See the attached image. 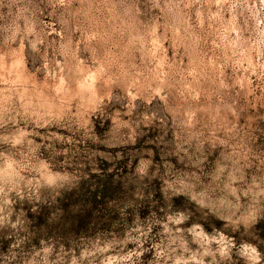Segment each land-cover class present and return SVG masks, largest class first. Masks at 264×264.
Returning a JSON list of instances; mask_svg holds the SVG:
<instances>
[{"label":"clouds","instance_id":"9594fccd","mask_svg":"<svg viewBox=\"0 0 264 264\" xmlns=\"http://www.w3.org/2000/svg\"><path fill=\"white\" fill-rule=\"evenodd\" d=\"M0 264H264V0H0Z\"/></svg>","mask_w":264,"mask_h":264}]
</instances>
